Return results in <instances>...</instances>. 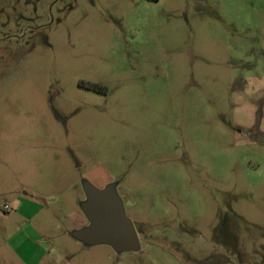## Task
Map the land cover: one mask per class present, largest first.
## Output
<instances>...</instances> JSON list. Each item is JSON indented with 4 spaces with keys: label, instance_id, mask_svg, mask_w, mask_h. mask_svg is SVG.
I'll return each instance as SVG.
<instances>
[{
    "label": "rangeland",
    "instance_id": "374dc122",
    "mask_svg": "<svg viewBox=\"0 0 264 264\" xmlns=\"http://www.w3.org/2000/svg\"><path fill=\"white\" fill-rule=\"evenodd\" d=\"M0 264H264V0H0Z\"/></svg>",
    "mask_w": 264,
    "mask_h": 264
},
{
    "label": "water",
    "instance_id": "95a60500",
    "mask_svg": "<svg viewBox=\"0 0 264 264\" xmlns=\"http://www.w3.org/2000/svg\"><path fill=\"white\" fill-rule=\"evenodd\" d=\"M86 199L81 209L89 223L72 235L85 244H108L115 250L138 251L141 243L134 222L128 217L115 183L98 188L84 184Z\"/></svg>",
    "mask_w": 264,
    "mask_h": 264
},
{
    "label": "crops",
    "instance_id": "0c3cea01",
    "mask_svg": "<svg viewBox=\"0 0 264 264\" xmlns=\"http://www.w3.org/2000/svg\"><path fill=\"white\" fill-rule=\"evenodd\" d=\"M30 239V242H35L36 244H38V242H36L32 237Z\"/></svg>",
    "mask_w": 264,
    "mask_h": 264
}]
</instances>
